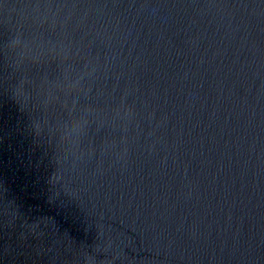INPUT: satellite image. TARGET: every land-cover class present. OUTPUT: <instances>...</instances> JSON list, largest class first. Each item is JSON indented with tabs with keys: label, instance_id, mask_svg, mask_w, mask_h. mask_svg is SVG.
Listing matches in <instances>:
<instances>
[{
	"label": "water",
	"instance_id": "obj_1",
	"mask_svg": "<svg viewBox=\"0 0 264 264\" xmlns=\"http://www.w3.org/2000/svg\"><path fill=\"white\" fill-rule=\"evenodd\" d=\"M78 3L94 52L108 51L97 30L121 34L125 72L98 86L133 88L156 120L126 163L97 154L61 171L63 186L65 162L30 152L0 94V264H84L87 251L99 264H264V0ZM103 240L118 255L94 252Z\"/></svg>",
	"mask_w": 264,
	"mask_h": 264
},
{
	"label": "clouds",
	"instance_id": "obj_2",
	"mask_svg": "<svg viewBox=\"0 0 264 264\" xmlns=\"http://www.w3.org/2000/svg\"><path fill=\"white\" fill-rule=\"evenodd\" d=\"M87 14L78 0H0V20L11 25L7 38L0 37V94H6L20 113L18 124L31 138L30 152L43 150L47 155L53 148L55 159L65 162L53 177V183L63 186L67 181L61 171L75 170L97 154L112 163H126L131 145L145 131V121L156 120L154 110L129 99L133 88L117 96L113 89L98 86L102 78L125 72L112 55L121 34L97 30L96 37L108 51L94 52L83 38ZM163 123L164 118L147 135H154ZM101 131L105 134L97 142ZM28 227L35 231L38 224ZM96 249L118 255L110 240ZM84 264H99L98 256L87 251Z\"/></svg>",
	"mask_w": 264,
	"mask_h": 264
}]
</instances>
